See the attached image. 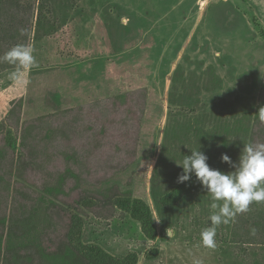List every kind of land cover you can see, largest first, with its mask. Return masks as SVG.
<instances>
[{
	"label": "rangeland",
	"instance_id": "rangeland-1",
	"mask_svg": "<svg viewBox=\"0 0 264 264\" xmlns=\"http://www.w3.org/2000/svg\"><path fill=\"white\" fill-rule=\"evenodd\" d=\"M21 1L35 7L27 27L36 62L30 68L0 73V123L10 103L19 100L23 101L22 121L144 88L150 91V103L162 106L158 112L151 111L147 125L140 129L132 158L121 154L129 166L125 173L101 183L103 172L98 170L97 186L67 193L64 202L58 203L62 224L70 229V246L63 257L44 256L46 264H74L78 253L95 261H120L135 254L137 264H194L196 260L202 264H264V244L230 243L233 221L217 227L214 250L200 244L199 234L210 226L212 212L210 196L203 189L171 206L150 196L168 112L180 119L182 110L169 108L167 103L174 71L196 101L186 113L218 114L227 122L222 121L223 125H230L225 133L230 148L241 147L236 127L245 126L239 122L241 115L254 113L264 76V0ZM12 72L18 73L16 78H10ZM127 130L110 127L104 150L94 163L114 155L116 147L133 148V135L126 137ZM3 135L18 155L19 131L7 128L0 140ZM58 165L61 168V161ZM178 165L170 161L161 168L172 187V172ZM112 190L118 194L112 200L111 215L92 214L89 208L102 200L93 199L92 204L86 193L106 198ZM52 201L48 194L43 196L36 234L46 225L44 209ZM136 209L144 212L146 222L136 218ZM60 233L63 228L58 229ZM55 244L49 233L45 251H53Z\"/></svg>",
	"mask_w": 264,
	"mask_h": 264
},
{
	"label": "trees",
	"instance_id": "trees-1",
	"mask_svg": "<svg viewBox=\"0 0 264 264\" xmlns=\"http://www.w3.org/2000/svg\"><path fill=\"white\" fill-rule=\"evenodd\" d=\"M34 14L35 7L30 2L25 4L21 0H0V57L15 44H28L27 26ZM21 29L25 30L23 35ZM16 68L0 61V73ZM167 103L169 108L178 106L182 110L178 113L180 119L168 112L163 130L164 143L150 179V196L154 200L162 201V205H175L183 197L203 189L195 176L187 182L177 183V177L183 171L181 167L172 172L175 182L172 187L166 173L161 171L170 161L180 164L184 155H190L191 150L199 148L208 157L207 163L211 168L228 172L232 169L221 161L222 155L226 154L233 162H237L245 144L264 143V123L257 118L258 109L264 106V76L254 113L241 115L239 122L245 123V126L236 127L238 136L242 138L241 147L230 148L225 135L231 130L230 125H223L222 121L227 122L218 114L186 113L185 109H192L196 101L183 89L181 75L177 76L176 71L171 79ZM154 108L158 112L162 106L159 103H150V91L145 88L128 91L121 97L98 99L87 106L64 109L27 121L21 119L23 101L10 103V110L0 123V134H4L11 127L19 131L20 153L16 155L13 145L3 135L0 140V243L5 241L6 244L0 247V264H46L44 256L66 255V249L70 246V229L62 224L58 203L64 202L63 197L67 193L78 192L82 187L97 186L95 181L98 179L95 178L98 176L95 177V173L98 170L103 172L101 183L125 173L129 166L121 159V154L131 158L135 154L140 129L147 125ZM93 114L95 117L92 119ZM117 126L128 129L126 137L133 135V148L116 147L114 155L108 156L105 161L94 163L97 154L104 150L109 128L115 129ZM151 157L150 153L148 158ZM60 161L61 168L58 165ZM33 176L36 177L35 181ZM161 176L163 180L159 181ZM111 192L106 198L95 193H86L92 204L95 200H102L100 205L89 208L92 214L103 218L111 215V209L114 208L112 200L117 197L118 191ZM46 194L53 201L44 209L46 225L36 234L40 205ZM141 206L147 208L144 204ZM81 212L83 211L80 214ZM136 213V218L141 223L146 222L144 212L138 213L136 209ZM147 217L154 230L151 213ZM62 228L64 233L58 235V229ZM253 228L256 230L254 235L251 232ZM49 233L56 241L51 252L45 251L43 247ZM26 240L31 243L19 244ZM230 243L264 244V202H253L247 212L236 215L230 232ZM73 263L137 264L138 257L131 254L120 261H95L78 253L75 254Z\"/></svg>",
	"mask_w": 264,
	"mask_h": 264
},
{
	"label": "clouds",
	"instance_id": "clouds-1",
	"mask_svg": "<svg viewBox=\"0 0 264 264\" xmlns=\"http://www.w3.org/2000/svg\"><path fill=\"white\" fill-rule=\"evenodd\" d=\"M21 35L25 33L20 30ZM17 68L32 67L35 64L33 48L24 43L13 45L0 57ZM17 72H12L10 78H16ZM257 118L264 123V106L257 111ZM190 155H184L181 163L182 173L177 177V183H184L195 176L204 191L210 196L212 209L208 219L210 226L201 230L200 244L208 249L217 247V227L234 221L237 214L245 213L253 202H264V143H248L240 151L239 159L233 162L224 154L221 161L228 164L231 171L222 172L211 168L208 157L198 149L191 150ZM255 229L251 230L255 234ZM194 264H202L196 260Z\"/></svg>",
	"mask_w": 264,
	"mask_h": 264
},
{
	"label": "crops",
	"instance_id": "crops-1",
	"mask_svg": "<svg viewBox=\"0 0 264 264\" xmlns=\"http://www.w3.org/2000/svg\"><path fill=\"white\" fill-rule=\"evenodd\" d=\"M14 83V82H13ZM13 87V84H10L9 88L11 89Z\"/></svg>",
	"mask_w": 264,
	"mask_h": 264
}]
</instances>
